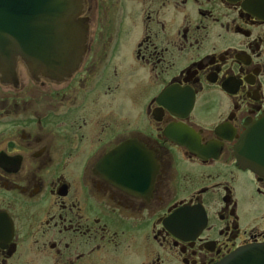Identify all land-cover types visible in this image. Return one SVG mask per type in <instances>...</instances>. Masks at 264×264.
Instances as JSON below:
<instances>
[{
  "label": "flooded vegetation",
  "instance_id": "flooded-vegetation-1",
  "mask_svg": "<svg viewBox=\"0 0 264 264\" xmlns=\"http://www.w3.org/2000/svg\"><path fill=\"white\" fill-rule=\"evenodd\" d=\"M63 80L0 81V264H216L264 243V0H82Z\"/></svg>",
  "mask_w": 264,
  "mask_h": 264
},
{
  "label": "water",
  "instance_id": "water-1",
  "mask_svg": "<svg viewBox=\"0 0 264 264\" xmlns=\"http://www.w3.org/2000/svg\"><path fill=\"white\" fill-rule=\"evenodd\" d=\"M82 0H0V81L15 78L17 63L32 77L63 80L82 58L86 26L78 19ZM237 163L255 165L254 128L235 146ZM217 264H264V243L240 248Z\"/></svg>",
  "mask_w": 264,
  "mask_h": 264
}]
</instances>
